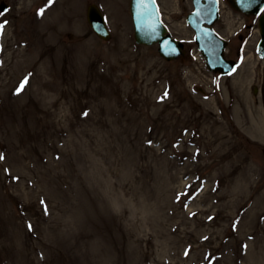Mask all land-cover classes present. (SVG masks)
Returning a JSON list of instances; mask_svg holds the SVG:
<instances>
[{
	"label": "rangeland",
	"instance_id": "obj_1",
	"mask_svg": "<svg viewBox=\"0 0 264 264\" xmlns=\"http://www.w3.org/2000/svg\"><path fill=\"white\" fill-rule=\"evenodd\" d=\"M1 2L0 264H264L256 18L221 0L215 29L239 63L221 77L190 0H158L186 43L171 62L135 44L129 0Z\"/></svg>",
	"mask_w": 264,
	"mask_h": 264
},
{
	"label": "water",
	"instance_id": "obj_2",
	"mask_svg": "<svg viewBox=\"0 0 264 264\" xmlns=\"http://www.w3.org/2000/svg\"><path fill=\"white\" fill-rule=\"evenodd\" d=\"M232 7L247 14H258L264 8V0H254L249 7H243L239 0L230 1ZM196 11L188 16V23L196 32L195 41L198 50L205 58L206 66L214 73L227 75L235 68L233 61L225 60L224 49L226 43L217 36L211 26L218 18L217 8L205 9L200 0H195ZM5 7L0 6L3 11ZM130 15L134 26V39L139 45L150 46L158 44V52L166 61L174 60L181 54L182 44L177 43L166 35V29L160 22L155 1L148 3L147 8L140 6L138 0H130ZM87 22L90 29L102 40L110 38L103 16L95 5H90L87 11ZM207 24L208 27H204ZM155 29L153 32L152 29ZM261 42L257 53L264 58V15L259 19Z\"/></svg>",
	"mask_w": 264,
	"mask_h": 264
},
{
	"label": "snow or ice",
	"instance_id": "obj_3",
	"mask_svg": "<svg viewBox=\"0 0 264 264\" xmlns=\"http://www.w3.org/2000/svg\"><path fill=\"white\" fill-rule=\"evenodd\" d=\"M139 4L141 7L143 8H147L148 3H152L154 2V0H138ZM254 2V0H239V3L241 4V6L243 7H249L252 3ZM262 11H264V9H262ZM43 10H41V14H42ZM3 15V12H0V16ZM6 27V22L5 23H0V34L3 33L4 28ZM152 31L154 32L155 29L153 28ZM27 83V80H25L24 82L21 83L20 87L17 89V91H22L25 84ZM165 96H167V93H165ZM3 157L0 156V159H2ZM43 203V201H42ZM45 213H47V209H45Z\"/></svg>",
	"mask_w": 264,
	"mask_h": 264
}]
</instances>
